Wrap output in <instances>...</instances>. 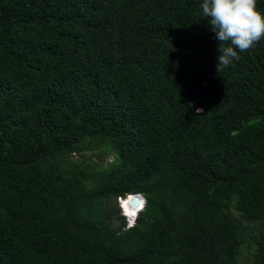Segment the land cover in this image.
I'll use <instances>...</instances> for the list:
<instances>
[{
	"label": "trees",
	"instance_id": "obj_1",
	"mask_svg": "<svg viewBox=\"0 0 264 264\" xmlns=\"http://www.w3.org/2000/svg\"><path fill=\"white\" fill-rule=\"evenodd\" d=\"M202 2L0 0V264H264V38Z\"/></svg>",
	"mask_w": 264,
	"mask_h": 264
},
{
	"label": "clouds",
	"instance_id": "obj_2",
	"mask_svg": "<svg viewBox=\"0 0 264 264\" xmlns=\"http://www.w3.org/2000/svg\"><path fill=\"white\" fill-rule=\"evenodd\" d=\"M201 9L219 41L218 71L233 61H238L240 52L251 49L264 38V11L257 7V0H203ZM140 197L141 208L133 217L129 216L127 209L124 210L128 226L135 222L138 213L145 206V198L142 195ZM122 200L119 199L121 203Z\"/></svg>",
	"mask_w": 264,
	"mask_h": 264
},
{
	"label": "rangeland",
	"instance_id": "obj_3",
	"mask_svg": "<svg viewBox=\"0 0 264 264\" xmlns=\"http://www.w3.org/2000/svg\"><path fill=\"white\" fill-rule=\"evenodd\" d=\"M112 157L111 156H107V160H111ZM92 161V162H96L97 156L95 155L94 151H83L80 153H76L73 154V156L71 157V161L75 162V163H80L82 161ZM114 212L116 213V219H117V223L119 224L121 222L120 217H124V209L122 208V203L118 200V204L114 209ZM130 219V217H128ZM247 251L246 248L243 249V252L241 254V259L245 260L246 255H247ZM237 264H243L239 259Z\"/></svg>",
	"mask_w": 264,
	"mask_h": 264
},
{
	"label": "bare ground",
	"instance_id": "obj_4",
	"mask_svg": "<svg viewBox=\"0 0 264 264\" xmlns=\"http://www.w3.org/2000/svg\"><path fill=\"white\" fill-rule=\"evenodd\" d=\"M124 202H127L128 212L129 213H135V214L141 208V204H142L141 197H128V198L122 200V207L124 210H125V207L123 206ZM129 216L133 217L134 215H129Z\"/></svg>",
	"mask_w": 264,
	"mask_h": 264
},
{
	"label": "snow or ice",
	"instance_id": "obj_5",
	"mask_svg": "<svg viewBox=\"0 0 264 264\" xmlns=\"http://www.w3.org/2000/svg\"><path fill=\"white\" fill-rule=\"evenodd\" d=\"M123 206L125 207V209H127V202H124ZM129 215H135V213H129Z\"/></svg>",
	"mask_w": 264,
	"mask_h": 264
},
{
	"label": "water",
	"instance_id": "obj_6",
	"mask_svg": "<svg viewBox=\"0 0 264 264\" xmlns=\"http://www.w3.org/2000/svg\"><path fill=\"white\" fill-rule=\"evenodd\" d=\"M132 197H140V195H133Z\"/></svg>",
	"mask_w": 264,
	"mask_h": 264
}]
</instances>
